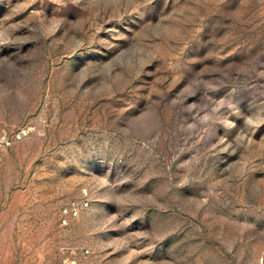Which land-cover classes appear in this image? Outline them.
I'll list each match as a JSON object with an SVG mask.
<instances>
[{
	"label": "rangeland",
	"instance_id": "rangeland-1",
	"mask_svg": "<svg viewBox=\"0 0 264 264\" xmlns=\"http://www.w3.org/2000/svg\"><path fill=\"white\" fill-rule=\"evenodd\" d=\"M84 248L263 264L264 0H0V264Z\"/></svg>",
	"mask_w": 264,
	"mask_h": 264
},
{
	"label": "built area",
	"instance_id": "built-area-1",
	"mask_svg": "<svg viewBox=\"0 0 264 264\" xmlns=\"http://www.w3.org/2000/svg\"><path fill=\"white\" fill-rule=\"evenodd\" d=\"M84 205L88 206L89 205L88 201H84L83 206ZM89 254H90V250L88 248H84L82 250L81 255H78L77 253L74 252L71 254L64 255L57 261L48 264H87L86 259L89 256ZM262 263L264 264V259Z\"/></svg>",
	"mask_w": 264,
	"mask_h": 264
}]
</instances>
